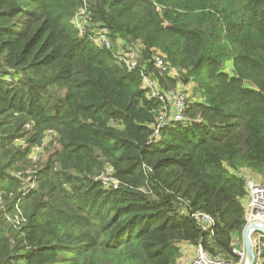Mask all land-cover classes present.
Returning <instances> with one entry per match:
<instances>
[{
  "label": "trees",
  "instance_id": "trees-1",
  "mask_svg": "<svg viewBox=\"0 0 264 264\" xmlns=\"http://www.w3.org/2000/svg\"><path fill=\"white\" fill-rule=\"evenodd\" d=\"M242 170L264 177V0H0V264H237Z\"/></svg>",
  "mask_w": 264,
  "mask_h": 264
},
{
  "label": "built area",
  "instance_id": "built-area-1",
  "mask_svg": "<svg viewBox=\"0 0 264 264\" xmlns=\"http://www.w3.org/2000/svg\"><path fill=\"white\" fill-rule=\"evenodd\" d=\"M76 21V20H75ZM76 25L80 28V23L76 21ZM97 43H104L106 46H109L104 37H99L96 40ZM118 59L123 63L128 70H132L137 65V60L129 52H118ZM155 62L157 67L163 65L162 59L158 56L155 57ZM144 85L148 89V95L152 98H158L163 103L170 104L171 107V117L174 122H182L183 120V110H184V101L185 95L181 92L176 93H167L164 96H159L157 92V85L150 81L148 78L143 77ZM166 109V107L164 108ZM167 116L166 111L164 110L157 121L155 135H158V128L161 127V124L165 121ZM39 149H36L38 151ZM36 158V155L33 156V159ZM107 185H113L116 187V182L107 178L102 179ZM246 190H247V204L245 206L246 212V226L249 224H254L262 227L264 229V182L257 181L254 178H246ZM196 221L203 226L204 229L209 228L213 221L207 215L198 214L195 216ZM245 226V227H246ZM251 242L253 245V251L255 254V263L254 264H263L264 263V235L252 232ZM194 257L187 264H232L223 262L221 260L212 258L208 256L202 249V247L196 246L194 248ZM234 253L240 257V261L237 264H245L244 250L242 242H236L234 246Z\"/></svg>",
  "mask_w": 264,
  "mask_h": 264
},
{
  "label": "water",
  "instance_id": "water-1",
  "mask_svg": "<svg viewBox=\"0 0 264 264\" xmlns=\"http://www.w3.org/2000/svg\"><path fill=\"white\" fill-rule=\"evenodd\" d=\"M252 232H257L264 235V229L254 224H249L244 228L242 233V244L244 250L245 264L255 263V254L253 251V245L250 237Z\"/></svg>",
  "mask_w": 264,
  "mask_h": 264
},
{
  "label": "crops",
  "instance_id": "crops-1",
  "mask_svg": "<svg viewBox=\"0 0 264 264\" xmlns=\"http://www.w3.org/2000/svg\"><path fill=\"white\" fill-rule=\"evenodd\" d=\"M241 174L244 175L246 178H252V177H257L256 175L251 174L247 170H242ZM260 177V176H259ZM194 247L184 245L182 246V256L178 261L177 264H187L193 257H194ZM183 259V261H181ZM185 259V260H184ZM181 261V262H180Z\"/></svg>",
  "mask_w": 264,
  "mask_h": 264
},
{
  "label": "rangeland",
  "instance_id": "rangeland-1",
  "mask_svg": "<svg viewBox=\"0 0 264 264\" xmlns=\"http://www.w3.org/2000/svg\"><path fill=\"white\" fill-rule=\"evenodd\" d=\"M129 53H132V54H135L136 56H137V53H136V50L135 49H133L132 51H130ZM252 178H254V179H256L257 181H260V182H264V177H262V176H257V177H252ZM246 204H247V200L246 199H244L243 200V205H244V207L246 206ZM181 253H182V249H181ZM181 257L183 258V256L181 255ZM180 257V258H181ZM185 260V259H184ZM181 261H183V259H181ZM180 261V262H181Z\"/></svg>",
  "mask_w": 264,
  "mask_h": 264
}]
</instances>
